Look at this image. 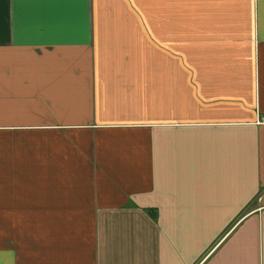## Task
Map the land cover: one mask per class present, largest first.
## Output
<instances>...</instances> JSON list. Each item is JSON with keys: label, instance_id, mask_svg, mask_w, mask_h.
I'll list each match as a JSON object with an SVG mask.
<instances>
[{"label": "crops", "instance_id": "0c3cea01", "mask_svg": "<svg viewBox=\"0 0 264 264\" xmlns=\"http://www.w3.org/2000/svg\"><path fill=\"white\" fill-rule=\"evenodd\" d=\"M0 264H264V0H0Z\"/></svg>", "mask_w": 264, "mask_h": 264}, {"label": "rangeland", "instance_id": "374dc122", "mask_svg": "<svg viewBox=\"0 0 264 264\" xmlns=\"http://www.w3.org/2000/svg\"><path fill=\"white\" fill-rule=\"evenodd\" d=\"M34 143V144H33ZM35 141L34 142H30V148L37 147V143L35 145ZM2 148H4L5 146H7V150L12 147V148H17V159L19 161V163L23 166V165H28L29 162L27 163L28 160L32 161L31 159H28L25 154L26 151L29 150V143H27L25 136H17L15 139H12V136H2ZM40 146V145H39ZM5 149L2 150V152H4ZM8 153V152H7ZM16 154V151L14 152ZM23 158V159H21ZM28 159V160H27ZM34 162H41L40 159L38 158H34ZM43 162V161H42ZM34 163V164H35ZM30 165V164H29ZM36 165V164H35ZM48 169V167L46 168ZM53 173V172H50ZM34 187L36 190L42 191V190H46V191H59V190H69L71 184L68 183H54L50 180H39L38 182L34 183ZM24 190H28L27 187H24ZM20 221H18L17 225V230L14 231V236L17 238H19V236H22V233L24 232V230L27 227H31V222L28 218H26L25 216L21 215L19 216ZM11 225L10 222H8V224H6V226ZM30 231V230H29Z\"/></svg>", "mask_w": 264, "mask_h": 264}]
</instances>
